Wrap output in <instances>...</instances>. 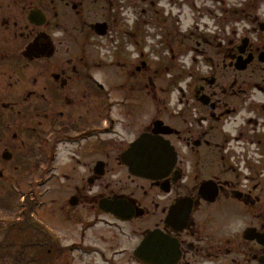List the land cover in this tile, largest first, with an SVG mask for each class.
<instances>
[{
	"label": "flooded vegetation",
	"instance_id": "obj_1",
	"mask_svg": "<svg viewBox=\"0 0 264 264\" xmlns=\"http://www.w3.org/2000/svg\"><path fill=\"white\" fill-rule=\"evenodd\" d=\"M28 185L39 261L264 264V0H0V200Z\"/></svg>",
	"mask_w": 264,
	"mask_h": 264
},
{
	"label": "rangeland",
	"instance_id": "obj_2",
	"mask_svg": "<svg viewBox=\"0 0 264 264\" xmlns=\"http://www.w3.org/2000/svg\"><path fill=\"white\" fill-rule=\"evenodd\" d=\"M24 188H27V186H24ZM16 213H17L16 211H12L9 207H5V206L0 205V217H6V218L8 216L12 217V216H16ZM2 237H3V234L0 232V243L3 240ZM10 250L16 251V248H12ZM3 252H4L3 249L0 248V264H6V263L9 264L10 259L6 255H2ZM5 252H8V250H5Z\"/></svg>",
	"mask_w": 264,
	"mask_h": 264
}]
</instances>
